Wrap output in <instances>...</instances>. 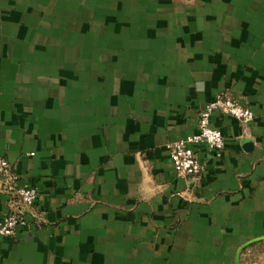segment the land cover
<instances>
[{
	"label": "crops",
	"instance_id": "0c3cea01",
	"mask_svg": "<svg viewBox=\"0 0 264 264\" xmlns=\"http://www.w3.org/2000/svg\"><path fill=\"white\" fill-rule=\"evenodd\" d=\"M223 90L252 121L177 175ZM0 152L37 189L0 264H264V0H0Z\"/></svg>",
	"mask_w": 264,
	"mask_h": 264
},
{
	"label": "built area",
	"instance_id": "2783aa9c",
	"mask_svg": "<svg viewBox=\"0 0 264 264\" xmlns=\"http://www.w3.org/2000/svg\"><path fill=\"white\" fill-rule=\"evenodd\" d=\"M218 111L229 115L246 126L253 119L252 110L241 104L230 92L219 91L198 111L196 131L167 144L169 157L177 175L198 177L205 169V162L200 161L195 149L203 145L210 152L219 155L224 145V136L210 125V116ZM0 191L8 194L9 210L0 218V235L13 237L18 229L25 228L28 221L26 213L32 208L37 196L36 187L18 183V175L0 152Z\"/></svg>",
	"mask_w": 264,
	"mask_h": 264
},
{
	"label": "water",
	"instance_id": "95a60500",
	"mask_svg": "<svg viewBox=\"0 0 264 264\" xmlns=\"http://www.w3.org/2000/svg\"><path fill=\"white\" fill-rule=\"evenodd\" d=\"M246 145H247V147L251 148L252 142L249 139H246Z\"/></svg>",
	"mask_w": 264,
	"mask_h": 264
}]
</instances>
